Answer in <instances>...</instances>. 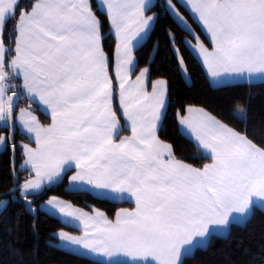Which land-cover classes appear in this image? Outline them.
<instances>
[{
    "label": "snow or ice",
    "instance_id": "1",
    "mask_svg": "<svg viewBox=\"0 0 264 264\" xmlns=\"http://www.w3.org/2000/svg\"><path fill=\"white\" fill-rule=\"evenodd\" d=\"M187 3L212 39V51L198 43L210 76L264 73V0ZM149 7V0H102L98 9L106 12L116 35L120 105L131 129L117 142L121 126L112 107L109 60L89 0H28L23 6L20 0H0V121H13L14 103L24 97L51 117L45 126L30 105L20 109L18 119L36 147L23 145L21 167L29 166L35 175L18 190L35 211L28 195L61 182L74 166L73 190L87 184L130 194L135 208L118 212L115 221L98 211L95 216L70 211L56 197L47 201L84 225L83 236L60 232L61 241L116 257L111 264H182V256L206 247L217 230L210 226L227 229L233 213L246 217L255 200L264 201V143L255 142L264 132L254 129L250 137L247 127L237 131L202 108L188 107L179 123L190 130L201 156L210 157L202 168L178 159L172 145L159 139L167 82L156 80L149 92L147 67L129 80L137 63L133 41L140 43L155 19L145 15ZM237 111L246 124V109ZM10 138L0 136V144ZM8 203L0 200V209Z\"/></svg>",
    "mask_w": 264,
    "mask_h": 264
},
{
    "label": "trees",
    "instance_id": "2",
    "mask_svg": "<svg viewBox=\"0 0 264 264\" xmlns=\"http://www.w3.org/2000/svg\"><path fill=\"white\" fill-rule=\"evenodd\" d=\"M165 0H156L149 11L155 12L156 21L145 41L134 51L135 71L149 68V79H165L167 82V105L158 130L160 140L172 145L175 156L194 167H202L210 159L201 156V151L178 129L177 117L189 106L200 107L237 131L249 130L250 137L255 129L264 132V81L238 82L213 86L210 84L201 63L188 46V41L200 40L210 45L206 35L192 19L187 10L177 1L170 0L190 23L191 30L184 29L168 13ZM28 0H20L23 6ZM91 6L101 21L102 47L112 66L114 38L106 15L98 10L94 0ZM30 7V3H29ZM12 22H8L11 27ZM173 34L174 40L170 39ZM7 41V36L5 37ZM183 59L189 75L188 83L179 69L178 55ZM10 58V57H9ZM26 98H18L19 106H31L43 124L49 118L34 103L28 105ZM238 107L246 109L247 122ZM179 113V115H178ZM11 138L0 151V200L9 203L0 212V264H104L57 246L54 233L71 228L39 208L40 203L51 196L64 199L75 206L97 208L112 217L115 211L128 203H117L106 198L93 196L88 191H72L67 188L66 173L62 181L28 195L35 211H29L24 197L19 193L20 184L30 177L27 169L20 167L23 150L20 144L30 142L18 130L14 121L0 127V134ZM255 142L264 143L257 135ZM15 145V151L11 149ZM16 181L14 184L13 181ZM14 191V195H12ZM5 193H8L7 195ZM35 227V230H34ZM264 210L254 207L250 217L242 224H231L226 236H211L206 247L196 248L183 257L182 264H264Z\"/></svg>",
    "mask_w": 264,
    "mask_h": 264
},
{
    "label": "crops",
    "instance_id": "3",
    "mask_svg": "<svg viewBox=\"0 0 264 264\" xmlns=\"http://www.w3.org/2000/svg\"><path fill=\"white\" fill-rule=\"evenodd\" d=\"M177 1L187 10V12L192 17V19L195 20L198 23V25L200 26V28L202 29V31L204 32V34L206 35V37H207V39H208V41L210 43V45L207 46L206 44H204L202 41H200L198 39L197 40H194V41H192V40L188 41L189 48L191 49V51L194 53V55L197 57V59L201 63L202 68H203V70H204V72H205V74H206V76H207L210 84H212L213 86H218V85H225V84L238 83V82L254 83V82H262V81H264V73H254L252 75H249L248 73H244L243 75H226V76H223V77H220V78H213L212 76H210L209 73H208L207 67L204 64L203 57L200 54V51H199V48H198V43H202L205 48H207L209 51H212V39H211V36L208 34L207 30L203 27V25L199 21V18L191 11L190 5H188L187 0H177ZM89 2L91 4V0H89ZM94 2L96 4L97 8L99 9V5L102 2V0H94ZM155 2H156V0H149L150 7ZM164 6H165L166 10L168 11V13L177 21V23L181 27H183L184 29H187V30H191L190 23L188 22V20L174 6V4L171 1H170V5H169V0H165L164 1ZM150 7H149V9H150ZM149 9L146 11L145 15H147V16L154 15L155 16V19L152 22V26L150 28V30H151L152 27H153V25H154V23H155V21H156V14H155V12L149 11ZM103 13L106 15V12H103ZM180 17H182L183 19L181 20ZM182 22H184V23H182ZM185 24H187L188 26H186ZM108 26H109V31H110L112 37L114 38L113 59H112L111 69L109 68V75H110V77H111V79L113 81V87H114L112 107H113V110L117 114V117H118V119L120 121V126H121V131H119V133L115 137V139L118 142L120 138L125 137V136H130L131 135V129H130V127L126 126V121H125V118L123 117V110H122L121 105H120V94H119L120 93V90H119V84L117 82L116 73H115V63H116V61H115V50H116V42H117L116 41V35H115L114 30L111 28V25H110V22L109 21H108ZM150 30H149V32H150ZM149 32H148V34H149ZM147 36H145V38L142 41H140V43H138V44L136 43V41H133V43L135 45V47L133 48V57H134V60H135V56H134L135 49L140 44H142L145 41V39L147 38ZM142 69H144V68H142ZM142 69L138 70L137 72H133L129 76V80L134 82L135 79H136V76L139 75V73H140V71ZM161 79L162 78L150 80L149 79V72H148L144 86L147 88V90L149 92H151L152 83L155 82L156 80H161ZM162 80H165V79H162ZM13 83H20V81H13ZM17 91L20 92L21 90L18 88ZM167 92H168V87H167ZM8 94L10 95L11 92H9ZM26 100H28V99L26 98ZM28 102L32 103L30 100H28ZM30 103H28V105ZM34 104L37 106V108L41 112H43L42 108L40 106H38V102L37 103H34ZM166 105H167V95H166ZM28 107L29 106H19L18 105L17 108H16V110H15V112H14V119H13V121H14L16 127L18 128V130H20V132H22L28 138V140L30 141V142H25V143L20 144V146H21V148L23 150V159H22V162L20 163V167L24 164V160H25L23 145L27 144V145H29V147H32V148H35L36 147L34 135H31V134L27 133V131L25 129H23V126H22V124L20 123V121L18 119V117L20 116V109L21 108H28ZM191 107H194V108H197V109L200 108V107H196V106H191ZM165 108H166V106H165ZM186 109L184 110V113L181 114V115H188ZM204 111L207 112V113H209L206 110H204ZM31 112H32V115L36 116V118H37V120L39 121L40 124L46 126V125H48L51 122L50 114H45L43 112L49 118L48 123L47 124H43V123H41V121L39 120L38 116L36 115V113L33 111L32 108H31ZM164 112H165V110H164ZM163 115H164V113H163ZM163 115H162V118H163ZM181 115H179L177 117V124H178L179 131L182 134H184L185 136H187L188 138H190V140L198 148L197 142L192 137V134H191L190 130L186 126L181 125L179 123V118H180ZM12 122L0 121V127H5L8 124L10 125V123H12ZM160 124H161V122H160ZM160 124H159V127H160ZM159 127H158V130H159ZM157 135H158V131H157ZM0 136L9 137L5 133L0 134ZM8 141H9V139H8ZM8 141H7L6 144H0V151H2L7 146ZM165 143H167V142H165ZM199 150L201 152L203 151L202 149H199ZM209 159H210V157H209ZM207 163H211V160H209ZM23 169H27L30 172L31 175H30L29 178L34 177L35 174L31 172L29 166H24ZM75 171H76L75 170V167L73 166V168L71 170H68V171H66L63 174V176H64L66 173H68V175H67V188L69 190H72V191H75V190H73V186L70 184L69 178L72 175L75 174ZM23 183H24V181L20 184V186ZM20 186H19V188H20ZM47 186H49V185H45L43 188H45ZM41 190H39V191H41ZM78 191H88L93 196L100 197V198H106L108 200H111V201L117 202V203H128L129 205L119 207L115 211V213H114V215L112 217H108L106 215V213L104 211L100 210V209L91 208V209L87 210V209H84V208L75 206L72 203H70V202H68V201H66L64 199H61V198H58V197H56V198L59 201H61L62 203L67 204V205H70L71 206L70 209H69L70 211L74 210V211L84 212V213H87L89 216H95L96 212L98 211V212H102L111 221H115L116 214L118 212H120L122 210H132V209L135 208V201H134L133 198H131L130 194H128V193H124V194L113 193L110 189H96L93 186L87 185V184H81L79 186V190ZM31 194H35V193H31ZM31 194H29V195H31ZM52 197H55V196H51V197L47 198L45 201H43L42 203H40L39 208L41 210L45 211L46 213H49L52 216L58 218L61 223H63L64 225H66V226H68V227L71 228L70 231H68V230H58V231H56L54 233V236L57 239V243L56 244H57L58 247H60L62 249H65L67 251H70V252H73V253H76V254L85 256L87 258H90V259H93V260L102 262L104 264H111V260L117 259L116 257L107 258V257H104L102 255H99V254H96V253H92V252L88 251L87 249H84L80 245H73L71 243V241H61L60 238H59V233L60 232H64V233H66V234H68L69 236H72V237H81V236L84 235L85 229H84V225L81 224L79 220L75 219L74 217H66V216L62 215L57 209H53L50 205H48L47 201L50 200ZM254 207H259L262 210H264V201L255 200V203L251 206L250 211L248 212V214H247L246 217H241L239 214L233 213L230 216V224H229V226H228L227 229H219L218 226H210L212 228L217 229L213 235H215V236H226L228 234V232H229L230 225L231 224H242V223H244L250 217V215H251L252 210H253ZM1 211H2V209H0V212ZM213 235H211V236H213ZM210 237H209V239H210ZM209 239H208V242H209ZM197 248H199V247H197ZM200 248H202V247H200ZM195 249H193V251ZM183 257L184 256L181 257V260L183 259ZM119 259L125 260V261L128 260L127 257H123V256L119 257Z\"/></svg>",
    "mask_w": 264,
    "mask_h": 264
},
{
    "label": "rangeland",
    "instance_id": "4",
    "mask_svg": "<svg viewBox=\"0 0 264 264\" xmlns=\"http://www.w3.org/2000/svg\"><path fill=\"white\" fill-rule=\"evenodd\" d=\"M182 23H184V22H182ZM185 25L188 26L187 24H185ZM180 59H181V57L178 55L179 69H180V71H181L182 76H183V77L185 78V80L189 83V82H190L189 75H188V73H187V71H186V69H185L184 63H183V67L181 66V64H180Z\"/></svg>",
    "mask_w": 264,
    "mask_h": 264
},
{
    "label": "water",
    "instance_id": "5",
    "mask_svg": "<svg viewBox=\"0 0 264 264\" xmlns=\"http://www.w3.org/2000/svg\"><path fill=\"white\" fill-rule=\"evenodd\" d=\"M17 106H18V99H17L16 102L14 103V112H15ZM11 122H12V121H11ZM11 149H13V147H11Z\"/></svg>",
    "mask_w": 264,
    "mask_h": 264
}]
</instances>
